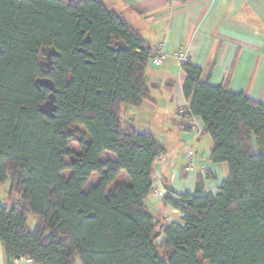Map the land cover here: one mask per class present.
Masks as SVG:
<instances>
[{"label": "trees", "instance_id": "16d2710c", "mask_svg": "<svg viewBox=\"0 0 264 264\" xmlns=\"http://www.w3.org/2000/svg\"><path fill=\"white\" fill-rule=\"evenodd\" d=\"M51 48L60 56L45 74ZM153 57L102 0H0V183L10 181L0 241L11 260L264 264V104L210 84L189 61L181 63L189 111L180 118L202 119L209 159L229 173L215 194L163 197L183 213L180 223L160 225L145 205L164 150L123 121L122 106L149 98ZM45 77L57 91L53 117L40 110Z\"/></svg>", "mask_w": 264, "mask_h": 264}, {"label": "crops", "instance_id": "0c3cea01", "mask_svg": "<svg viewBox=\"0 0 264 264\" xmlns=\"http://www.w3.org/2000/svg\"><path fill=\"white\" fill-rule=\"evenodd\" d=\"M102 1L139 32L155 56L158 47L166 54L158 68L152 60L147 63L149 98L139 106H122L123 121L131 122L137 131L151 132L164 150L162 156L173 158L172 165L155 162L152 169L153 184L158 183L162 197L152 190L145 199L162 225L173 215V207L162 203L164 196L177 200L180 194H193L197 188L203 194H215L229 173L226 163L210 161L209 135L189 134L187 121L178 116V110L189 101L183 92L186 74L172 54H186L187 61L200 68L202 78L208 77L210 84L223 85L264 104V0ZM199 121L204 127L201 118ZM187 149L195 151L190 172L185 169ZM0 264H11L1 241Z\"/></svg>", "mask_w": 264, "mask_h": 264}, {"label": "built area", "instance_id": "2783aa9c", "mask_svg": "<svg viewBox=\"0 0 264 264\" xmlns=\"http://www.w3.org/2000/svg\"><path fill=\"white\" fill-rule=\"evenodd\" d=\"M185 1H189V0H185ZM157 52H158V54L155 57L152 58V64L156 68L160 67L162 65L164 59L166 58V54L162 51V49L160 47L157 48ZM172 57L175 58L176 60H178L180 63H183V62L187 61V55L182 53L181 51L173 52ZM188 111H189V105L186 104V105H184L183 107H181L179 109V115H184ZM188 126H189L188 133L191 134V135L200 134L204 130V127L200 123L198 117H194V118L190 119L189 123H188ZM194 157H195V152L193 150H188L186 152L185 159L187 161V165H186L185 168H186L187 171H192L193 170L194 165H195ZM164 160H165V158L161 155L156 160V163L160 164ZM168 163L172 165L173 159L169 158L168 159ZM174 176H175L174 174L171 176V181L174 180ZM157 187H158V183H155L153 185V189L152 190H153V192L156 193L155 195H157V196L160 195L161 196V193H160V191H159V189ZM173 213H175V214H177L179 216V220H174V222L180 223V219L183 217V213L181 211H179L178 209H175L173 211ZM22 262L33 263V260H32L31 257H28V256H24V257H20L18 259H12L11 260V264H21Z\"/></svg>", "mask_w": 264, "mask_h": 264}, {"label": "water", "instance_id": "95a60500", "mask_svg": "<svg viewBox=\"0 0 264 264\" xmlns=\"http://www.w3.org/2000/svg\"><path fill=\"white\" fill-rule=\"evenodd\" d=\"M45 58L42 61V66L46 68L45 74H49L50 68L52 65V59L54 57H59L60 53L56 51L54 48L51 49H46L45 50ZM38 87H44L50 91V94L47 98V101L40 107V110L42 114L48 117H53L54 113L56 111V106H55V95H56V88L53 83V81L48 78H42L37 80Z\"/></svg>", "mask_w": 264, "mask_h": 264}, {"label": "rangeland", "instance_id": "374dc122", "mask_svg": "<svg viewBox=\"0 0 264 264\" xmlns=\"http://www.w3.org/2000/svg\"><path fill=\"white\" fill-rule=\"evenodd\" d=\"M183 107V106H182ZM178 116L179 117H181L182 115H179V110H178ZM187 123H189V121L187 122ZM201 134V133H200ZM200 134H195L194 135V137L195 136H198V135H200ZM208 137H210V136H208ZM211 139V138H210ZM188 150H193V149H187V150H185V152H184V158H185V154H186V152L188 151ZM194 151V150H193ZM195 152V151H194ZM164 157V156H163ZM169 158H171V157H169ZM169 158H165V162H166V164L168 165V166H170L171 164H169L168 163V159ZM173 159V158H172ZM186 160V159H185ZM186 164H187V161H186ZM186 169V168H185ZM187 171V170H186ZM190 172V171H189ZM93 181V180H92ZM92 181L87 185V187H86V190H88V188H89V186L91 185V183H92ZM9 189H10V181L9 180H7V181H5L4 183H0V203L1 204H3V205H8L9 204V200H8V197H9ZM161 193V197H162V195L164 194V192H160ZM154 194H156L155 192H154ZM158 194V193H157ZM160 196V195H159ZM175 210V208L173 209H171V213L173 214V215H169L168 216V220L169 221H173L174 222V220H179V216L177 215V214H174L173 213V211ZM36 220H37V218H36V216H34V215H32V214H30L29 216H28V225L30 226V228H33L34 227V225H35V222H36ZM161 240H162V238L160 237L159 239H158V242L160 243L161 242ZM75 264H81V261L79 260V259H76V263Z\"/></svg>", "mask_w": 264, "mask_h": 264}]
</instances>
